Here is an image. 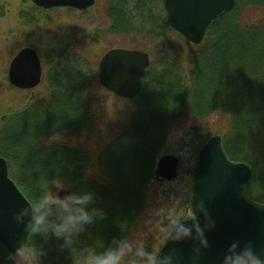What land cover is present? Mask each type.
I'll use <instances>...</instances> for the list:
<instances>
[{"label":"trees","instance_id":"16d2710c","mask_svg":"<svg viewBox=\"0 0 264 264\" xmlns=\"http://www.w3.org/2000/svg\"><path fill=\"white\" fill-rule=\"evenodd\" d=\"M106 1L112 33L133 37L135 43L148 37L156 46L141 93L132 100L110 93L99 84L90 52L52 46L41 58L49 65L44 77L48 92L0 119V156L31 202L57 178L70 186L66 190L93 192L103 220L81 233L76 246L99 251L114 239H125L135 250L125 264H137L136 251L155 256L161 247L155 236L149 244L136 232L146 213L157 158L182 122V128L195 129L197 154L211 136L221 134L230 158L253 169L246 196L264 203V0H236L200 45L172 28L163 8L153 9L145 0L133 8L127 0ZM29 4L19 13L28 27L36 23L35 11L62 10ZM30 38L22 44L36 47ZM101 94L131 104L129 122L118 133L111 115L107 119L106 104H100ZM95 100L101 108H95ZM212 117H218L213 123L217 130L201 134ZM110 130L114 133L107 137ZM38 243L42 238L30 234L22 251L26 264H73L69 250L55 237L41 247L45 255L38 261ZM0 264H17L16 255L2 244Z\"/></svg>","mask_w":264,"mask_h":264},{"label":"water","instance_id":"95a60500","mask_svg":"<svg viewBox=\"0 0 264 264\" xmlns=\"http://www.w3.org/2000/svg\"><path fill=\"white\" fill-rule=\"evenodd\" d=\"M31 1L47 10L57 7L88 10L96 4V0ZM235 6L236 0H164L170 25L194 45L201 44L218 18ZM150 65L151 56L145 51L113 48L100 60V83L120 97L133 99L141 92L143 76ZM8 75L10 83L17 88L26 90L39 86L43 66L37 50L22 48L11 61ZM179 163L180 159L175 155L162 156L157 163V177L168 181L176 179ZM252 179L251 166L230 159L222 136H212L198 155L191 197L194 216L186 218L194 219L197 211L203 227L208 221L204 212L195 207L203 203L208 218L215 224L213 228L204 230L209 247L195 257L194 249L199 242L186 239L166 242L163 252H174L180 264H220L231 243L250 241L259 253L264 254V208L257 206L264 204L245 196V188ZM65 191L60 195L63 196ZM26 201L31 203L10 177L7 160L0 156V244L13 254L24 249L30 235L22 225L16 224L12 216Z\"/></svg>","mask_w":264,"mask_h":264},{"label":"rangeland","instance_id":"374dc122","mask_svg":"<svg viewBox=\"0 0 264 264\" xmlns=\"http://www.w3.org/2000/svg\"><path fill=\"white\" fill-rule=\"evenodd\" d=\"M27 1L32 3L30 0H0V7H2V10L4 9V14L0 15V119L10 110L20 109L24 107L26 102L33 101L48 92L49 87L44 80L40 86L30 90L17 89L9 81L8 70L11 61L21 48L26 47L22 43L29 36L35 38L36 47L34 48L37 49L41 58L48 55L52 46L73 45L78 52L87 51L88 54L90 52L91 65L98 70V81L100 59L112 48L141 49L150 54L152 62L155 60V54L157 53L155 51L157 50L154 43H152V39L139 37L140 39L135 43L133 37H125L122 34L111 32L112 22L108 17L106 0H97L96 5L86 12L65 9L50 13L35 11L36 23L31 27L24 25L19 18L20 11L26 10L30 5ZM127 1L129 7L133 8V5L140 0ZM145 2L151 5L153 9L163 8L165 10L163 0H145ZM176 43L181 44L183 48L187 47L181 41ZM147 49L152 51L149 52ZM42 62L45 77L48 69L46 66L49 65L44 61ZM98 91L102 92L99 89ZM100 97L102 100L100 104H106L107 113L105 114L107 119L111 115L110 120L115 124L113 127L117 129L116 133H118L129 122L132 112L131 104L118 100L114 96L106 97L101 94ZM98 104L99 102L95 100V108L100 106ZM217 119L218 117H212L209 120V125L203 126L199 132L205 134L207 131H216L217 129L213 123ZM184 125L185 122H182L177 128L176 126L173 128L176 129L167 138L157 158L158 160L164 155L179 157L178 177L171 181L160 180L155 177L148 194L146 213L136 232L137 237L146 236L143 240L149 244L155 236L158 239L157 245H161L160 249L167 241L166 226L171 217L181 219L193 217L191 197L198 159V140L194 135L195 129L187 130L189 128H182ZM193 131L194 133H192ZM112 133L114 131L111 133L106 132V136L108 137ZM42 242V244H37L38 248L44 247L46 241L42 239ZM22 251L14 254L16 255L17 264H26ZM41 257H44V255Z\"/></svg>","mask_w":264,"mask_h":264},{"label":"clouds","instance_id":"9594fccd","mask_svg":"<svg viewBox=\"0 0 264 264\" xmlns=\"http://www.w3.org/2000/svg\"><path fill=\"white\" fill-rule=\"evenodd\" d=\"M69 188L70 186L62 180L54 179L42 189L37 199L31 203L26 201L13 212L14 221L22 225L24 231L30 232L32 236H38L45 241L51 237L63 241L62 247L69 250L73 264H125L135 251L125 239H114L111 245L99 251L76 246L80 234L94 223L102 221L103 216L94 206L93 192L65 191ZM62 191H65L63 196L60 195ZM257 206L264 208V205ZM195 207L204 212L208 222L201 227L197 211L194 219L171 217L166 226V236L167 244L186 239L197 240L199 246L194 249V256L199 257L202 249L209 247L204 230L213 228L215 224L208 218L203 203ZM34 248L39 261V258L45 255V251L35 246ZM163 248L155 256L149 250L136 251L137 264H180L174 252L164 253ZM220 264H264V254L259 253L250 241L243 244L234 241L225 250Z\"/></svg>","mask_w":264,"mask_h":264}]
</instances>
